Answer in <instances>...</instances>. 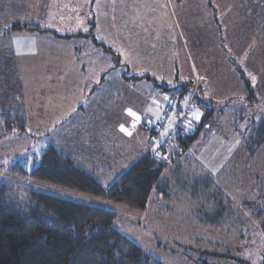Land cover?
<instances>
[{
    "label": "rangeland",
    "instance_id": "1",
    "mask_svg": "<svg viewBox=\"0 0 264 264\" xmlns=\"http://www.w3.org/2000/svg\"><path fill=\"white\" fill-rule=\"evenodd\" d=\"M58 1L63 9L67 8L66 0ZM76 1L79 4L72 22L63 20L68 26L72 23L68 30L89 32V24L85 27L84 23L93 14L101 26L94 27L95 39L113 50H118L116 46H120L121 55L122 41L142 40L144 44L140 50L153 51L158 59H163L160 62L172 65V70L176 69L178 75L174 83H190L184 99L194 94L197 99L201 97L206 106L215 108L212 126L209 125L211 129H204L188 152L194 161L193 168L199 166L210 172L214 182L206 184L204 193L192 200L188 190L182 189L183 178H174L176 188L172 198H163L157 206L159 211H152L151 204L146 210L138 211L9 172L18 155L28 149L30 153L40 150V144L48 146L51 141L49 132L44 133L42 138L36 135L35 139L26 136L23 139L2 138L0 165L5 167H0V179L116 211L117 228L163 264H263L264 148L253 143L252 134L261 132L264 122V0ZM7 2L0 0V30L9 23L34 18L33 7L36 5H27L26 0ZM42 2L47 10H50L49 6L56 9L50 5V0H41L39 4ZM20 6L24 9L21 10ZM53 18L47 14L43 24L50 27L54 21L49 19ZM118 23H122V29ZM8 46L11 48V43ZM68 55L65 51L61 52L60 61L67 68L72 64ZM151 57L157 59L153 54ZM49 59L46 63L42 61L44 66L39 76L46 83L42 97L47 102L40 100L45 108L41 116L49 123L44 125L45 128H49L55 120L63 130L64 123L60 117H52L51 86L56 79L51 72L54 64L51 55ZM52 59H57L56 55ZM5 62H1L0 67L5 68ZM238 68L252 81L248 91H245ZM147 70L155 78L157 74H162L150 68ZM9 72L13 73V70ZM153 77L150 80L160 88L163 77L159 76V81ZM247 92L252 93L245 94ZM173 94L179 93L174 90H160L158 96L152 93L149 102L150 107L155 108V123L162 119ZM111 100L110 97L109 102ZM102 105L103 100L99 107ZM108 106L109 112L119 117L122 116L123 106L136 110L141 108L139 103L117 99ZM197 109L199 114L202 113L200 108ZM91 134L89 125H81L69 135L68 142L62 144V150L67 152L77 138ZM71 150L74 152L73 148ZM169 155L167 163L170 162ZM231 160L236 163L232 173L224 172L220 178V173ZM251 172L260 176L259 181L262 182L259 186L255 184L254 173ZM198 207L202 210L199 215L205 214L203 224L196 221L192 212ZM158 242L167 247H160Z\"/></svg>",
    "mask_w": 264,
    "mask_h": 264
},
{
    "label": "trees",
    "instance_id": "2",
    "mask_svg": "<svg viewBox=\"0 0 264 264\" xmlns=\"http://www.w3.org/2000/svg\"><path fill=\"white\" fill-rule=\"evenodd\" d=\"M91 16L87 20L89 32L55 35L63 39L88 38L104 52L115 55L114 50L95 39L96 18L93 14ZM13 31L50 32L38 23L20 21L12 24L10 32ZM238 73L245 91L251 89V79L240 68ZM159 87L165 92L174 90L183 99L191 85L186 82L174 87L166 84ZM205 103L201 97H194L197 121L186 125L165 145L156 147L152 144L153 131L162 119L149 126L147 152L110 179H103L96 171L77 164L71 154L54 145H46L44 149L33 150V153L23 152L15 158L9 172L138 211L146 210L150 204L152 211H159L157 206L160 201L172 198L176 188L174 178H183V191L188 190L192 200L196 199L197 195L204 193L206 184L215 179L201 167L193 168L194 161L188 156L202 131L212 126L215 108ZM197 108L202 113L199 114ZM0 113V142L4 137L19 139V136H30L35 139L28 131L26 113L22 108L11 106ZM261 125V132H254L252 141L264 148V122ZM168 154L170 162L167 163ZM235 166V161L231 160L220 173V178L224 172L232 173L231 169ZM253 173L255 184L259 186L262 180L259 181L258 173ZM200 210L199 207L193 208L192 212L196 221L203 224L205 214L199 215ZM117 215L114 210L77 202L53 192L20 187L17 182L0 179V264H163L117 228ZM159 246L167 247L163 244Z\"/></svg>",
    "mask_w": 264,
    "mask_h": 264
},
{
    "label": "crops",
    "instance_id": "3",
    "mask_svg": "<svg viewBox=\"0 0 264 264\" xmlns=\"http://www.w3.org/2000/svg\"><path fill=\"white\" fill-rule=\"evenodd\" d=\"M50 1V5L56 7L55 10L50 6L48 7L50 10H47L43 5L44 1L39 4L41 0H26L27 5L31 7L36 5L33 7L34 18L26 22H36L49 29L50 32H10L14 22L0 30V63L11 62L10 64L5 62V68L0 67V96L2 97L0 98V111L11 106H19L26 113L30 134L42 138L44 133L49 132L51 136L49 145H54L60 150H62V144L68 142L69 135L75 129L81 125H89L92 134L77 138L78 141L76 139L73 142L70 150L67 149V152H64L71 154L77 164L90 171H96L103 179H110L125 171L134 160L148 150V127L155 124L156 119L155 108L150 107L149 100L153 97L152 93H157L158 96L159 91L164 90L158 88L157 84L150 80L153 76L147 69L162 73L153 78L159 81V76H162L161 82L168 87H174L183 82L174 83L178 73L176 69H171L172 65L160 62L159 60L163 59H158L151 50H140L144 44L140 39L122 41V55L119 50L120 46H116L118 50H114L115 55H112L104 52L88 38H59L55 35L56 33L66 35L84 31L71 32L68 27H71L72 23L69 26L63 23V20L73 19L79 1L66 0V9H63L58 0ZM20 9L24 8L20 6ZM47 14L54 16L53 19H49L54 21L50 27L43 24ZM118 24L122 29V23ZM84 25L86 27L87 22ZM95 25L97 28L101 27L97 22ZM10 43L12 49L8 46ZM2 46H7V48ZM62 51H65L67 55L69 53L71 57L72 64L69 68L60 61ZM152 54L157 59H153ZM50 55L51 61H54L51 72L56 79V83L51 86L53 91L52 117H60L64 123L63 130L55 120L49 128H45L44 125L49 123L41 116L45 108L40 100L43 99L46 83L39 76L44 66L42 61L46 63V59L50 60ZM55 55L57 59H52ZM122 56L125 58L122 59ZM9 65L12 67H8ZM12 70L13 73H10L9 71ZM157 96H155L156 99ZM110 97L111 102H109ZM115 99L120 102L139 103L141 108L136 110L123 106L122 116L119 117L109 112L108 105H111ZM102 100L103 105L99 107ZM129 110L135 113V116L129 115ZM1 121L0 116V123ZM110 125L114 126L110 127ZM122 126L126 131H121ZM129 132L131 135L126 134ZM19 137L23 139L25 136ZM45 147V144H40V149ZM26 151L29 152V149Z\"/></svg>",
    "mask_w": 264,
    "mask_h": 264
},
{
    "label": "built area",
    "instance_id": "4",
    "mask_svg": "<svg viewBox=\"0 0 264 264\" xmlns=\"http://www.w3.org/2000/svg\"><path fill=\"white\" fill-rule=\"evenodd\" d=\"M194 94L185 99L180 94H173L165 108L161 123L155 128L152 144L159 147L174 139L175 135L186 125L197 119L194 109ZM183 101L182 105L181 102Z\"/></svg>",
    "mask_w": 264,
    "mask_h": 264
},
{
    "label": "snow or ice",
    "instance_id": "5",
    "mask_svg": "<svg viewBox=\"0 0 264 264\" xmlns=\"http://www.w3.org/2000/svg\"><path fill=\"white\" fill-rule=\"evenodd\" d=\"M129 115H132V116H135V113H133V112H131V110H129ZM137 120L139 119V117H135ZM197 118H198V116H197ZM121 131H126L124 128H123V126L121 127ZM126 134H128V135H131V133L129 132V133H126Z\"/></svg>",
    "mask_w": 264,
    "mask_h": 264
}]
</instances>
